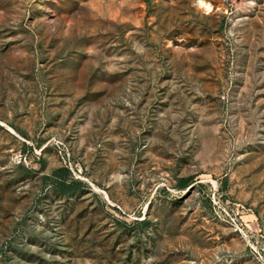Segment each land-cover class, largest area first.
Masks as SVG:
<instances>
[{
  "label": "rangeland",
  "instance_id": "374dc122",
  "mask_svg": "<svg viewBox=\"0 0 264 264\" xmlns=\"http://www.w3.org/2000/svg\"><path fill=\"white\" fill-rule=\"evenodd\" d=\"M0 264H264V0H0Z\"/></svg>",
  "mask_w": 264,
  "mask_h": 264
},
{
  "label": "trees",
  "instance_id": "16d2710c",
  "mask_svg": "<svg viewBox=\"0 0 264 264\" xmlns=\"http://www.w3.org/2000/svg\"><path fill=\"white\" fill-rule=\"evenodd\" d=\"M52 182L55 191L63 194L73 193L82 189L83 183L80 180L73 179L67 167H57L52 172ZM188 180H183L182 186H185Z\"/></svg>",
  "mask_w": 264,
  "mask_h": 264
}]
</instances>
